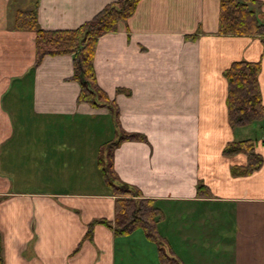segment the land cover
I'll list each match as a JSON object with an SVG mask.
<instances>
[{
    "label": "crops",
    "instance_id": "1",
    "mask_svg": "<svg viewBox=\"0 0 264 264\" xmlns=\"http://www.w3.org/2000/svg\"><path fill=\"white\" fill-rule=\"evenodd\" d=\"M115 1L0 0L5 264H160L159 247L183 264H264V121L260 134L232 127L225 77L234 62H259L264 103V33L220 32V0H141L95 50L97 83L115 114L79 101L74 54L36 64L35 32L16 26L18 11L34 10L46 30L75 29ZM253 1L264 23V0ZM124 132L143 138L121 142L110 162L161 210L162 243L143 229L90 227L115 218L99 153ZM247 138L263 164L233 175L247 156L224 149ZM35 222L38 236L21 240L17 230Z\"/></svg>",
    "mask_w": 264,
    "mask_h": 264
},
{
    "label": "trees",
    "instance_id": "2",
    "mask_svg": "<svg viewBox=\"0 0 264 264\" xmlns=\"http://www.w3.org/2000/svg\"><path fill=\"white\" fill-rule=\"evenodd\" d=\"M140 1L117 0L104 7L92 20L75 29L66 30H46L40 26L34 10H20L16 17V26L35 32L36 64L48 55L74 54V78L78 79L81 84L79 101L97 107L107 106L115 111L117 108L114 107L108 93L97 83L94 69L95 50L99 38L117 31L121 24L126 23L135 13ZM220 4V32L225 34L264 33V23L258 18L257 7H254L253 0H220ZM260 72L259 62L246 60L234 62L225 72L229 84L227 97L229 121L234 128L264 121ZM142 138L140 134L124 132L101 147L99 167L105 182L116 197L115 218L113 221L96 219L92 223L108 225L115 235H129L136 229H143L149 240L162 243V234L159 230L162 214L161 210L155 206V201L144 198L139 190L120 182L112 162L107 163L103 157V151L107 150L111 158L113 150L124 140ZM239 153L247 156V164L234 168L233 175H249L262 166L263 159L256 151L255 140L247 138L233 141L224 149L226 156ZM159 259L160 264H183L179 258L168 254L162 247H159ZM0 264H3L1 246Z\"/></svg>",
    "mask_w": 264,
    "mask_h": 264
},
{
    "label": "rangeland",
    "instance_id": "3",
    "mask_svg": "<svg viewBox=\"0 0 264 264\" xmlns=\"http://www.w3.org/2000/svg\"><path fill=\"white\" fill-rule=\"evenodd\" d=\"M260 127H261L260 122H255V123H253V125L251 124L249 128L253 129V132L255 131V133L260 134V133H261V132H259L260 129H261ZM250 132H251V131H250ZM103 157H104V159H105V161H106L107 163L110 162V154L108 153L107 150H104V151H103ZM91 223H92V222H91ZM92 224H93V223H92ZM92 224H91V225H92ZM96 224H97V223H96ZM36 225H37V223L35 222V223H34V226H33L32 228H28V229H27L24 225H22L21 228H19V229L17 230L16 234H21V240H27V239H29L30 237L34 238V235H35V236H38V232L36 231ZM90 227H92V229H93L94 224H93L92 226H90ZM141 231H142V230H141ZM142 232H143V231H142ZM24 234H26V235H24ZM3 235H4V233H3L2 230L0 229V246H1V248H2V251L4 252V237H3ZM25 242H27V241H25ZM13 247H14V246H13ZM3 257H4V254H3ZM21 261H23V260L21 259ZM3 264H5V259L3 260Z\"/></svg>",
    "mask_w": 264,
    "mask_h": 264
}]
</instances>
